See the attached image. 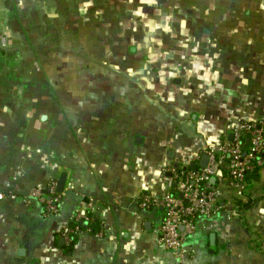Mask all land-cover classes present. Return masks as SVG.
<instances>
[{
  "label": "crops",
  "instance_id": "1",
  "mask_svg": "<svg viewBox=\"0 0 264 264\" xmlns=\"http://www.w3.org/2000/svg\"><path fill=\"white\" fill-rule=\"evenodd\" d=\"M66 1L0 0V192L17 196L0 203V264H181L159 244L162 211L135 200L264 119V0H108L135 19L133 38L110 28L108 5L86 10L84 53ZM63 173L59 215L25 202ZM225 175L213 183L233 216L199 220L187 264H264V170L249 190ZM91 200L102 237L84 227L67 244L63 227Z\"/></svg>",
  "mask_w": 264,
  "mask_h": 264
},
{
  "label": "built area",
  "instance_id": "2",
  "mask_svg": "<svg viewBox=\"0 0 264 264\" xmlns=\"http://www.w3.org/2000/svg\"><path fill=\"white\" fill-rule=\"evenodd\" d=\"M203 155L209 156L205 168L199 165ZM264 170V119L256 122H247L234 132L233 139L225 138L216 149H207L198 153L193 165L178 163L164 172L169 174L170 189L160 195L142 194L135 200L139 210L162 211L158 227L159 244L169 251L181 264L193 261L197 251L187 246V241L198 228L200 219L214 220L225 213L227 206L225 198L230 196L212 182L217 172H225V179L230 184L246 190L250 185L247 177L255 171ZM58 180L52 179L45 185L34 187L25 197V202L37 200L43 208L46 217L60 214V205L64 193L57 191ZM8 197L15 200L16 195H7L0 192V203ZM87 209L78 210L71 224L64 226L61 235L67 244L82 229L84 224L97 221L89 214L94 201H89ZM232 217L234 210L227 211ZM86 229V227H85ZM86 231L97 237H102L103 229L95 232L92 227Z\"/></svg>",
  "mask_w": 264,
  "mask_h": 264
},
{
  "label": "rangeland",
  "instance_id": "3",
  "mask_svg": "<svg viewBox=\"0 0 264 264\" xmlns=\"http://www.w3.org/2000/svg\"><path fill=\"white\" fill-rule=\"evenodd\" d=\"M91 3H88L86 2V0H79L78 2H76V6H74V4L72 2H70L69 0L66 1L67 5L69 6V13H71V18L70 20L72 22H74V20L76 19L77 22H76V25H77V32L79 33V37H83L82 35H85L86 37L85 38H82L81 40L78 41L79 43V47L83 48L82 45L80 46V43L83 44L85 50H81L80 52H86V48L87 46H90V43H88L87 45L85 44L86 41H93L95 42L96 39L93 37V35H91L90 33L93 34V25L95 26L96 22H97V18L93 20H90L91 17H87L85 15H87L85 13L86 10H88V15L91 14V11L93 12H96L97 14L102 12V8L101 7H109L110 9H108V11L106 12L107 15H109L105 20L106 21H110V28H112L114 25H112V22H116V20L118 21V25L119 27H122L123 26V29L124 31H127L126 30L127 28L131 31V27L133 26L134 27V20L133 18H125L123 19L122 17H118L117 14H119V12L117 11V9L115 10V8L113 7V5L108 2V0H87ZM131 2V0H129V2H127V4L129 5ZM108 5V6H107ZM127 5V7H128ZM96 6V7H95ZM107 6V7H106ZM92 7H95V8H92ZM95 9V10H94ZM101 14H98V16H100ZM76 17V18H74ZM90 20V21H88ZM104 19H100L99 18V26H109L108 23L105 24V21ZM83 21H86V22H83ZM142 21V19H141ZM144 23V21H142ZM88 25V28L89 31L88 32H81V30L83 29H86ZM146 25H149V24H146ZM90 34V36H89ZM125 34V39L127 40H130L131 38H133V31H131V33L129 32L128 33H124ZM97 36V35H96ZM98 37V36H97ZM101 37V36H100ZM86 40V41H85ZM98 41H100V38L98 37L97 38ZM221 189L224 191V192H227L228 189L225 188L224 185L221 186Z\"/></svg>",
  "mask_w": 264,
  "mask_h": 264
},
{
  "label": "trees",
  "instance_id": "4",
  "mask_svg": "<svg viewBox=\"0 0 264 264\" xmlns=\"http://www.w3.org/2000/svg\"><path fill=\"white\" fill-rule=\"evenodd\" d=\"M197 167H199V165H196V168ZM259 174H260L259 171H255L247 177V182L249 183V185H252L254 182H256L259 179L258 178ZM248 195L250 196V199L248 202H242L241 200L235 202V211H237L238 214L242 212L243 210L249 208L253 204V199L251 198V194H248ZM91 227L93 231L95 232H97L100 229V225L98 224L97 221H95L94 223H90L88 226H86V229L87 228L89 229Z\"/></svg>",
  "mask_w": 264,
  "mask_h": 264
},
{
  "label": "water",
  "instance_id": "5",
  "mask_svg": "<svg viewBox=\"0 0 264 264\" xmlns=\"http://www.w3.org/2000/svg\"><path fill=\"white\" fill-rule=\"evenodd\" d=\"M230 140L233 139V135H230L229 137ZM208 161H209V156L208 155H203L202 159L200 160V163H199V166L205 168L208 164ZM212 182L214 181V178L211 179ZM66 181H67V174L66 173H63L60 178H59V181H58V187H57V191L59 193H64L65 191V186H66ZM84 226L86 227L87 224H84ZM64 240H62L63 242Z\"/></svg>",
  "mask_w": 264,
  "mask_h": 264
}]
</instances>
